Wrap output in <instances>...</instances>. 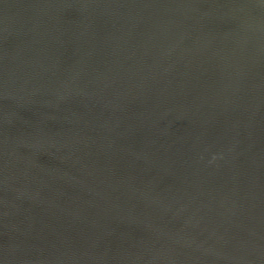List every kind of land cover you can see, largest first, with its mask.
Wrapping results in <instances>:
<instances>
[{
  "label": "water",
  "instance_id": "water-1",
  "mask_svg": "<svg viewBox=\"0 0 264 264\" xmlns=\"http://www.w3.org/2000/svg\"><path fill=\"white\" fill-rule=\"evenodd\" d=\"M0 264H264V0H0Z\"/></svg>",
  "mask_w": 264,
  "mask_h": 264
}]
</instances>
